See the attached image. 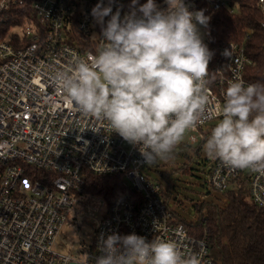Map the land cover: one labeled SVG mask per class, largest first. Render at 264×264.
Returning <instances> with one entry per match:
<instances>
[{"label":"built area","instance_id":"obj_1","mask_svg":"<svg viewBox=\"0 0 264 264\" xmlns=\"http://www.w3.org/2000/svg\"><path fill=\"white\" fill-rule=\"evenodd\" d=\"M99 2L0 0V264H95L101 235L113 233L171 240L184 254H198L202 264H217L208 236L176 221L162 184L145 173L139 149L105 121L76 111L52 83V68L67 67L73 57L94 58L101 46V29L91 15ZM185 2L189 11L211 17L205 31V43L215 52L209 95L223 104L229 83L239 78L252 84L247 69L256 65L244 42L213 43V16L236 8L232 0ZM157 5L167 7L165 0ZM259 5L264 9V0ZM132 6V0H114L113 14L119 10L123 19ZM212 120L190 132L188 142L205 140L203 127ZM93 176H120L124 191L108 199L90 190ZM241 179L247 180L250 201L264 208V176L215 160L209 182L216 190L225 192ZM83 195L102 197L106 212L90 243L77 253L58 252L57 235Z\"/></svg>","mask_w":264,"mask_h":264},{"label":"clouds","instance_id":"obj_2","mask_svg":"<svg viewBox=\"0 0 264 264\" xmlns=\"http://www.w3.org/2000/svg\"><path fill=\"white\" fill-rule=\"evenodd\" d=\"M137 2L121 19L119 10L113 14L114 0H100L91 15L101 46L94 58L73 57L67 67L52 68V83L76 111L105 121L138 148L148 166L174 161L190 132L222 117L203 145L207 157L264 176V83L237 78L223 104L215 102L209 95L215 52L199 27L207 28L211 17L189 11L185 0H165V8L156 0L136 8ZM98 249L95 264H202L174 241L136 233L101 235Z\"/></svg>","mask_w":264,"mask_h":264},{"label":"trees","instance_id":"obj_3","mask_svg":"<svg viewBox=\"0 0 264 264\" xmlns=\"http://www.w3.org/2000/svg\"><path fill=\"white\" fill-rule=\"evenodd\" d=\"M162 1L156 0V3ZM145 3L147 0H138L136 5ZM231 5L236 8L234 14L222 10L213 16V43L231 39L244 42L247 54L256 62L247 69L248 78L252 83H264V9L259 0H232ZM122 182L120 176H93L89 187L111 199L124 191ZM223 195L226 206L214 202L197 204L196 222L186 221L174 212L176 221L196 236H208L210 252L217 264H264V208L250 201L245 179L236 182Z\"/></svg>","mask_w":264,"mask_h":264},{"label":"rangeland","instance_id":"obj_4","mask_svg":"<svg viewBox=\"0 0 264 264\" xmlns=\"http://www.w3.org/2000/svg\"><path fill=\"white\" fill-rule=\"evenodd\" d=\"M199 27L206 40V28ZM218 121L219 119H215L204 125L206 138ZM206 138L194 145L186 139L177 149L174 161H161L147 165L144 169L149 177L162 184V196L169 207L189 222H196L198 219L197 204L214 202L226 206L223 192L216 190L209 182L215 160L209 159L204 152ZM106 208L102 197L83 195L72 209L69 221L57 235L54 249L64 254L77 253L82 243H90ZM75 218L79 220V224H73Z\"/></svg>","mask_w":264,"mask_h":264}]
</instances>
